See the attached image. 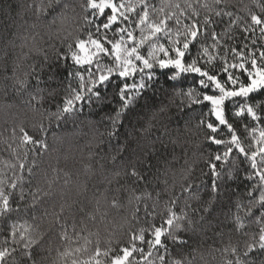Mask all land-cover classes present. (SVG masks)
<instances>
[{"label": "snow or ice", "instance_id": "1", "mask_svg": "<svg viewBox=\"0 0 264 264\" xmlns=\"http://www.w3.org/2000/svg\"><path fill=\"white\" fill-rule=\"evenodd\" d=\"M2 7L7 12L13 5L7 2ZM28 7L38 21H48L49 39L55 36L59 46L39 47L33 37L29 52L38 59L22 78L13 68L12 87L20 92L31 84L30 100H37L45 91L42 84L56 82L62 95L55 111L45 110L47 115L32 134L19 126L18 147L24 151L16 155V163L6 162L10 177L0 172V219L4 221L0 264H48L45 253L53 250L52 264H197V248L191 247L189 233L218 226L207 216L222 194L237 197L230 202L235 212L230 207L225 216L237 239L214 250L220 255L219 264H264V100H253L264 93V0H250L243 6H238V0H34ZM161 76L180 85L170 100L176 104L177 123L182 120L188 126L195 119L194 127L205 133L204 143L209 146L203 158L207 170L196 178L194 166L185 160L180 191L165 188L169 199L162 211L160 192L153 197L147 190L146 171L153 168L155 150L144 151L138 143L132 148V133L122 131L139 101L147 103L148 94L158 91ZM49 95L55 96L56 89ZM111 100L118 106L99 121L106 123L99 133L100 144L106 138L105 146L114 149V162H123L130 148L133 155H140L113 174V179L123 176L136 186L127 189V205L113 196L108 206L126 207L130 216L121 217L119 235L110 232L102 242L99 232L77 221L83 212L77 201L65 199L58 211L45 210L44 216L51 219L42 229L35 216L25 217L52 193L40 186L26 193L25 173L31 177L36 163H27L28 153L48 151L53 122L57 127L75 122L86 108L103 111ZM194 108L202 111L193 115ZM12 131L16 137L17 128ZM147 131L140 129L137 135ZM53 171L55 175L45 180L48 189L60 178V171ZM202 188L209 190L206 201L198 195ZM29 196L30 204L22 207ZM181 198L186 199L178 209ZM192 198L199 207H192ZM197 213H202L199 222L193 219ZM100 215L104 219L108 212ZM88 218L96 216L89 213ZM53 233L60 246L45 248ZM186 247L190 248L187 254L172 258L173 250Z\"/></svg>", "mask_w": 264, "mask_h": 264}, {"label": "trees", "instance_id": "2", "mask_svg": "<svg viewBox=\"0 0 264 264\" xmlns=\"http://www.w3.org/2000/svg\"><path fill=\"white\" fill-rule=\"evenodd\" d=\"M7 2H10L13 7L6 12L2 5ZM33 2L34 0H0V172H4L9 177L12 175V171L7 167L6 162L8 164L16 163V155H22L24 151L23 146L18 147L19 126H24L32 134L34 126L47 115L45 110L55 111L54 105L59 102L62 95V86L56 82L42 84L41 87L45 88V91L37 95V100H30L28 93L34 92L31 84L28 89L20 92L12 87L13 68H16L17 75L22 78L23 73L28 70V65L38 59L34 53L29 52L33 37L39 47L49 49L50 45L59 46V41L55 36L49 39L48 21H38L34 10L28 7ZM155 2L158 3L159 0H155ZM249 2L250 0H238V6ZM33 24L36 25L35 28L32 27ZM22 45L24 46L22 47ZM25 53L28 55L25 56ZM179 87L180 85L166 81V77L161 76L158 91L155 95L148 94L150 99L147 103L143 99L139 101L138 106L134 108L129 117L125 118V128L122 129V131L127 130L132 133L130 137L132 148H135L138 143L144 151L155 150L151 156L153 168L146 171V178L149 181L147 190L152 192L153 197L157 191L160 192L161 211L164 202L169 199V194L164 191L165 188L169 192L179 193L180 191L181 170L187 167L184 163L185 160L189 165L194 166L193 176L196 178L200 177L202 169L207 170L203 163V158L209 150V146L204 143L205 133L196 130L195 119L188 126H185L182 120L178 124L176 104H170L174 88ZM53 89H56L55 96L49 95ZM40 95H43L42 101ZM111 95L109 92V98ZM253 100H264V93L254 96ZM117 106L118 101L111 100V103H108L103 111L98 108H86L75 122L62 124L59 127L55 122L52 123L47 135L48 151L39 155L34 152L28 153L27 163L31 164L33 160L36 163L31 177L25 173L24 182L26 193L40 186L52 194L42 197L37 208L30 210L25 218L31 220V217L35 216V223L40 224L41 228L46 230L51 217L44 216L45 210L48 212L58 211L59 204L67 199L77 201L76 207L83 208V212L77 215V221L83 220L89 231L99 232L102 242L108 238L110 232L117 231L119 235V226L123 223L121 217L130 216L131 210L126 207L119 210L110 209L109 201L113 196H116L121 199L124 205H127V189L136 186L130 179L123 176L113 179V174L122 170L123 164L134 161L136 155H140V153L133 155L130 148L129 154H126L123 162L120 160L114 162L112 156L115 152L112 146H105L107 145L106 138L105 143L100 144L99 133L105 131L106 123L102 124L99 121L105 114H111ZM162 107L167 108L163 113L160 111ZM229 107L231 108V105ZM204 110L206 111V109ZM200 111L202 109L194 108L193 115ZM44 123L48 124L47 119H44ZM13 128H17L16 137L13 136ZM140 129H148V131L138 136L137 131ZM165 145L167 147H164ZM13 149L16 151L14 152ZM53 169L60 171V178L51 189H48L45 180L51 179L55 175ZM65 172L69 174L68 177L64 176ZM165 172H167L166 175ZM65 179L68 180L67 183H65ZM109 180H112L111 184L108 183ZM165 181H167L166 184ZM118 189L119 191H117ZM139 189L143 190L144 185H139ZM198 195L203 201L210 198L209 190L206 188H202ZM236 198L230 194L220 196L219 203L211 215L207 216V220L218 225L217 227L206 231L198 230L195 234L189 233L191 247L197 248V264H219L220 255L214 250L223 248L230 240L237 239L236 234L230 231V222L225 219L230 211L231 200ZM185 199L181 198L178 209L183 207ZM97 201H99V205H97ZM30 202L31 197L29 196L21 206L24 207ZM189 202L193 208L200 206L194 198ZM98 206L100 212H96ZM105 211L108 212V215L101 219L100 213ZM231 212H235L234 207H231ZM89 213H94L96 219H89ZM201 214H195L193 219L199 222ZM21 215L24 214L21 213ZM3 227L4 221L0 219V242L4 238ZM217 232H220L221 235H217ZM59 246L60 241L53 233L45 248L55 249ZM189 251L188 247L182 251L175 249L171 256L179 259L182 254H187ZM45 255H49L48 264H52L56 257L55 251L53 250L50 254L45 253ZM200 256H203L202 260L199 258Z\"/></svg>", "mask_w": 264, "mask_h": 264}]
</instances>
